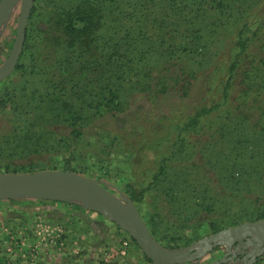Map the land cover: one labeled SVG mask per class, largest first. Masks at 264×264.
I'll list each match as a JSON object with an SVG mask.
<instances>
[{
  "label": "rangeland",
  "instance_id": "obj_1",
  "mask_svg": "<svg viewBox=\"0 0 264 264\" xmlns=\"http://www.w3.org/2000/svg\"><path fill=\"white\" fill-rule=\"evenodd\" d=\"M74 1L34 4L19 68L0 83V176L65 171L96 180L117 200L122 201L121 193L130 201L154 240L169 251L254 222L256 216L264 220V92L250 86L252 72L244 81L247 86L240 88L233 77L224 91L231 77L228 68L238 58V41L248 46L254 32L264 31V0H156V5L146 0L136 7L118 1L112 15L94 16L86 25L98 38L94 45L107 43L111 25H124L121 35L128 30L135 40L130 49L125 43L122 47L131 71L114 85L99 79L97 95L79 63L104 67L106 62L57 51L63 41L51 32L53 25L65 23ZM19 11L20 5L0 31V66L15 41ZM131 25L147 27L145 41L135 39ZM141 48L143 62L134 57ZM255 53H262L256 39L242 56L249 61ZM64 58L75 68L71 83L69 78L61 83L54 73ZM182 72L197 77L186 96L152 94L151 76ZM107 85L119 106L109 101L98 110L81 108V99L99 103ZM87 88L93 91L90 96ZM72 108L78 111L74 119L67 113ZM134 195L141 200L133 202ZM29 209L33 218L41 214ZM123 232L119 253L126 257L130 243L136 244ZM19 245L11 241L9 252ZM226 251L216 248L201 262L217 261Z\"/></svg>",
  "mask_w": 264,
  "mask_h": 264
},
{
  "label": "water",
  "instance_id": "obj_2",
  "mask_svg": "<svg viewBox=\"0 0 264 264\" xmlns=\"http://www.w3.org/2000/svg\"><path fill=\"white\" fill-rule=\"evenodd\" d=\"M35 0H0V31L4 30L13 9L20 5L13 46L0 66V83L16 69L23 50L26 25ZM117 200L104 184L65 171L0 176V200L21 198L65 204H78L113 222L125 231L152 264H255L264 254V220L244 223L195 243L185 249L169 251L153 238L135 206L119 194ZM226 247L223 257L202 263L204 256L216 248ZM233 248V250H231ZM190 251V256L185 252ZM237 255L243 256L232 262Z\"/></svg>",
  "mask_w": 264,
  "mask_h": 264
},
{
  "label": "trees",
  "instance_id": "obj_3",
  "mask_svg": "<svg viewBox=\"0 0 264 264\" xmlns=\"http://www.w3.org/2000/svg\"><path fill=\"white\" fill-rule=\"evenodd\" d=\"M40 1L42 0H35V3ZM114 1L115 0H75L71 9L67 11L68 13H65V23L63 25H53V28L51 29V32L55 34L54 39L63 41V44H60L58 46L57 51L63 53L71 52L72 54H75L76 52L79 57L94 59L95 62H106V65L104 67H99L93 64L86 63L85 59H83L85 62L81 61V63H79V67L81 69L80 71L82 72L83 76L88 78L89 85L94 90L96 95V87L98 83L101 82V80L99 79H102L106 82L108 81L110 84L113 83L114 85V82H118L117 80L123 82L124 77L131 71L132 63L128 59L127 52L124 51L122 47L123 43H125L130 49L132 43L135 40L130 37L131 35L128 33V30H126V28L124 34L121 35L120 30L123 28L124 25H111L109 29L110 38L106 41L107 43H100L99 45H94V42H96L98 38H95V33L91 31L92 25H86L87 21L93 19L94 16H96L95 18H99V15H112V13H114L115 4L117 5L118 1L120 3V0H117L115 2ZM149 1H151L152 5L157 4L156 0ZM145 2L146 0H129L128 3L136 7L142 5ZM34 8L35 7L33 6L32 11ZM144 13L142 15L143 19L146 18ZM131 14L136 16V11L134 10ZM137 18H139V16H137ZM262 22L264 23V21ZM78 23H81L82 25H77ZM99 27H101V25L93 26L94 29H97ZM130 29L133 30L135 39L139 37L143 41L146 40L145 36H147L148 30L145 25H131ZM136 33L137 35H135ZM102 34L104 35V32L101 31V35ZM25 36L26 37L23 50L27 48V32ZM255 39L256 42L259 44V49L262 51V53H255L253 60L246 61L245 57H243L242 55L245 50H247V48L250 46V44L254 42ZM247 43L245 40L238 41V58H235L234 62L228 68V74H230L231 77L224 87L225 92L227 91V89H229L230 81L233 77L236 80V83L238 82V86L240 88L243 85H246L244 81H248V79L250 80L247 75L249 72H252L254 75L253 79L257 80V83H255L252 79V81L249 82L250 86H254L256 84V92H264V31H261L260 33L254 32L253 39L250 40L248 46H246ZM143 46H145V43H143L142 47ZM93 47L94 50H92ZM135 48H137V46H135ZM107 49L108 53L105 54V51ZM134 49L133 53L135 54L134 51L136 49ZM106 55L108 56V59L106 58ZM134 57L136 59L139 58V62L146 61L145 50L141 48L139 53H136V56ZM74 58L75 57H73V59ZM60 61L59 68H57V70H54L56 78L61 83L63 82L62 80H65V78L70 79V81L65 82H73V79L75 78V68L72 66L70 58H64ZM254 62L257 63L258 66L253 69V66L255 64ZM162 66L164 68H167L166 64ZM17 68H19V65H17ZM239 76L241 77V80L237 81V78ZM196 78V74H193L192 72H182L175 76L167 75L165 77L162 74H157L151 76L150 79L152 86L149 87L154 96H156L157 93L162 94L166 91L178 92V94H183V96H186L189 93L191 86H193V80H195ZM73 86H76V88H78L77 84H74ZM91 88L86 89L87 96H90L93 93ZM241 90L243 93H247V91H245L244 89ZM60 91L61 89L59 90V92ZM103 94L105 95V97H103V99L99 103L96 102L95 106L91 105V102L88 100H78L80 102L81 108L83 110H98L101 106L104 105L105 102L109 101L112 104L115 103V107L119 106L118 102H116L117 95L111 90V87H109L108 85L105 86ZM48 97H50L49 94L46 95V98ZM67 113L71 114V119H74L78 116V111L74 108H72L70 111L68 110ZM197 117H195V119ZM232 173L233 170L230 171L231 175ZM130 198L135 203L141 200V198L137 197L136 195L131 196ZM259 220L260 218L256 216L254 220L250 221ZM211 227L215 228V225L212 224Z\"/></svg>",
  "mask_w": 264,
  "mask_h": 264
},
{
  "label": "crops",
  "instance_id": "obj_4",
  "mask_svg": "<svg viewBox=\"0 0 264 264\" xmlns=\"http://www.w3.org/2000/svg\"><path fill=\"white\" fill-rule=\"evenodd\" d=\"M30 207L41 214L33 218ZM125 236L78 204L31 199L0 203V264H151L133 243L126 257L120 255ZM13 240L21 245L9 252ZM256 264H264V256Z\"/></svg>",
  "mask_w": 264,
  "mask_h": 264
},
{
  "label": "flooded vegetation",
  "instance_id": "obj_5",
  "mask_svg": "<svg viewBox=\"0 0 264 264\" xmlns=\"http://www.w3.org/2000/svg\"><path fill=\"white\" fill-rule=\"evenodd\" d=\"M231 250H233V248H232ZM237 256H238V258H236V257L233 258L232 261H231V263H232V262H235L237 259H240V260H241L242 257H243V256H240V255H237Z\"/></svg>",
  "mask_w": 264,
  "mask_h": 264
},
{
  "label": "built area",
  "instance_id": "obj_6",
  "mask_svg": "<svg viewBox=\"0 0 264 264\" xmlns=\"http://www.w3.org/2000/svg\"><path fill=\"white\" fill-rule=\"evenodd\" d=\"M123 245H124V249L122 251V255H125V248L127 247L128 244H127V242H124Z\"/></svg>",
  "mask_w": 264,
  "mask_h": 264
}]
</instances>
